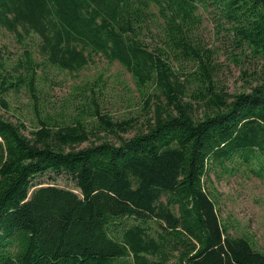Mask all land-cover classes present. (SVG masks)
Here are the masks:
<instances>
[{
  "label": "trees",
  "instance_id": "trees-1",
  "mask_svg": "<svg viewBox=\"0 0 264 264\" xmlns=\"http://www.w3.org/2000/svg\"><path fill=\"white\" fill-rule=\"evenodd\" d=\"M202 11L226 31L233 61L256 64L243 90L219 84ZM2 29L37 35L42 60L26 50L13 74L0 61V100L20 86L37 99L43 62L75 72L97 54L124 65L146 97L131 136L137 119L104 111L95 82L87 118L39 116L27 134L0 113V264H264L209 184L240 165L264 177V0H0ZM101 132L118 141L92 140ZM49 171L80 193L36 181Z\"/></svg>",
  "mask_w": 264,
  "mask_h": 264
},
{
  "label": "rangeland",
  "instance_id": "rangeland-1",
  "mask_svg": "<svg viewBox=\"0 0 264 264\" xmlns=\"http://www.w3.org/2000/svg\"><path fill=\"white\" fill-rule=\"evenodd\" d=\"M202 13L204 21L200 35L205 44L215 50L216 60L221 63L217 77L219 84H224L230 92L243 90L256 64L246 57L239 63L233 61L228 54L232 49L230 40L223 37L226 31L217 33L211 14L206 11ZM148 42L156 44L157 37L149 36ZM38 43L37 35L18 40L13 32L2 29L0 61L6 64L11 74L16 72L14 66L24 59L26 50H30L35 59L41 61ZM94 82L98 84L96 95L104 111L118 119H137L136 127L123 133L125 136L134 134L143 125L146 95L138 88L124 65L119 61H109L101 54L95 55L87 66L75 72L43 62L37 77L38 98L32 97L27 86L10 89L1 95L4 102L0 100V113L16 123H24L27 134L40 125L39 116L50 115L58 122H71L77 116L87 118L88 113L83 108L88 103L85 92ZM88 120L90 124L93 122L92 118ZM91 138L94 141L105 138L118 141L116 135H106L105 132ZM211 180L209 184L216 190L219 212L222 219L231 226L230 231L247 235L257 248L264 250V177L240 165L235 171H224L221 168L217 172L212 171ZM36 181L41 182V185L56 184L80 193L75 182L65 173L49 171L38 176ZM38 186L32 188L31 193Z\"/></svg>",
  "mask_w": 264,
  "mask_h": 264
}]
</instances>
